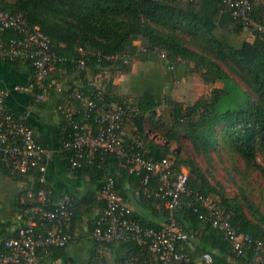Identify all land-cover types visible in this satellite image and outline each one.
<instances>
[{
  "label": "trees",
  "instance_id": "obj_1",
  "mask_svg": "<svg viewBox=\"0 0 264 264\" xmlns=\"http://www.w3.org/2000/svg\"><path fill=\"white\" fill-rule=\"evenodd\" d=\"M0 8L22 14L30 24L39 26L50 36L54 48L62 57L56 70L59 74L74 75L87 82L86 71L78 69V47L89 53V68L98 67L100 71L112 65L129 69L131 64L124 63V54L130 55L132 60L143 54L160 57L155 53L156 49L168 54L165 61L170 67L172 65L171 68L180 63L187 64L203 82L210 85V90L187 104L171 97L166 99L167 105L171 107L172 121L164 134L165 144L150 139L143 125L144 119L153 126L162 121L160 116L156 120L161 101L149 93L133 101L140 108L137 116L131 119L138 126L139 137L128 139L127 142L130 145L136 140L141 141L146 156L153 160L172 159L176 174L183 167L187 168L189 185L194 193L219 201L226 219L240 232L264 243V213L246 198L249 207L247 212L242 200L226 196L195 159L185 158L171 147L173 141L180 142L181 134H186L197 154L210 159L211 151L226 149L238 154L247 166L264 170V166L258 162L259 155L264 160V40L254 36V41H245L240 47L233 46V34L245 32L221 4V0H0ZM16 36L17 33L10 30L4 38ZM137 40H141L146 51H142L140 45L135 43ZM2 60L18 68L28 66L30 76L33 78L35 75L30 60ZM217 60L229 66L250 92L233 80ZM219 81L228 82V85L216 86ZM102 86L106 102L127 100L116 94L115 86L110 82L106 84L104 78ZM73 88L87 90L89 87L73 86L65 89V92L69 93ZM38 92L35 90L34 95ZM63 119L62 143L68 139L71 130ZM62 154L70 167L69 158L73 152L64 149ZM125 161L124 157L108 155L102 167L96 161L73 168L78 175L87 177L97 185L96 191L82 198L72 194L75 197L73 224L83 206L88 207L97 202L102 204L98 192L109 172L116 178V188L121 195L128 197L126 183H131L139 191L143 206L153 212L159 211L163 221L167 220L169 211L163 202L158 198L143 196V173H130L122 165ZM0 166L9 172L5 165L0 163ZM38 176L34 172L35 191L40 187ZM152 186H155V180ZM58 198L55 192L54 201ZM188 199L186 197L184 201ZM184 203L174 215L188 235V239L178 242V247L191 259L180 264H206L203 260L205 253L213 257L210 264H263L262 260L256 259L255 242H246L243 252L238 253L224 232L200 217V206L197 211L194 206ZM35 205L36 202L31 199L29 215ZM132 216L146 227L159 229L162 226L136 210ZM4 240H0L1 245ZM125 242L132 248L129 256L141 254L142 248L135 241ZM65 247H53L48 256L52 251ZM40 254L45 255L42 252ZM152 256L149 248L145 247V257Z\"/></svg>",
  "mask_w": 264,
  "mask_h": 264
},
{
  "label": "built area",
  "instance_id": "obj_2",
  "mask_svg": "<svg viewBox=\"0 0 264 264\" xmlns=\"http://www.w3.org/2000/svg\"><path fill=\"white\" fill-rule=\"evenodd\" d=\"M191 2L193 0H178ZM232 17L241 25L244 32L264 40V0H221ZM16 37L4 38L8 31ZM142 51L147 49L142 46ZM80 54L78 69L88 74L89 53L78 47ZM163 60L168 54L155 50ZM115 58L117 57L114 56ZM0 58L30 60L34 77L25 84L12 87L0 83V163L15 176L39 174L37 191L31 189L28 196L36 202L27 223L15 236L6 238L0 244V264H38L40 252L48 255L53 247L67 246L73 240V205L75 197L63 194L54 201L55 190L46 177V146L38 141L32 125L27 119L15 115L7 107V97L11 91L35 93L37 100H47L50 94H63V102L56 105L69 128L68 139L63 150L72 151L69 161L71 168L83 163L102 167L108 155L124 157L122 164L130 173L142 174L144 197L161 200L169 211V216L161 228L146 227L135 219L134 208L128 197L121 195L116 188V178L110 172L105 175L98 199L103 209L96 218L92 238L96 244V264H109L106 249L119 241H135L141 246V254L126 257L123 264H180L189 262L190 256L181 251L178 242L188 239L187 233L178 223L174 213L186 202L195 210H202L200 217L211 222L213 227L224 232L238 253L243 252L246 242L256 243V259L264 264V243L254 240L239 231L224 215L219 201L211 200L200 193H194L189 185V170L183 167L178 174L172 159L153 160L146 156L142 142L128 144L126 123L140 112L138 105L127 99L121 102H106L103 91V74L97 76L98 85L87 90L73 88L65 93L66 85L57 80L54 73L62 60L54 48L52 39L39 26L32 25L22 14H14L0 8ZM124 63L131 64L130 55L124 54ZM172 67V65H171ZM155 180V186L152 181ZM189 197L187 201L184 198ZM145 247L153 255L145 257ZM203 260L210 264L213 257L205 253Z\"/></svg>",
  "mask_w": 264,
  "mask_h": 264
},
{
  "label": "crops",
  "instance_id": "obj_3",
  "mask_svg": "<svg viewBox=\"0 0 264 264\" xmlns=\"http://www.w3.org/2000/svg\"><path fill=\"white\" fill-rule=\"evenodd\" d=\"M137 42L136 44H141V40ZM99 74L104 75L106 84L110 82L115 86V93L121 97L137 100L149 93L161 101V107L167 106V98L194 102L200 95L210 90V85L203 82L187 64L180 63L171 68L161 57L145 54L135 56L129 69L118 65L105 67L102 71L98 67L89 68L87 82L74 75L67 76L58 72L54 73V77L65 81L67 89L73 86L91 88L98 85L96 79ZM31 79L28 66L18 68L0 59L2 85L12 87L15 84H25ZM61 99L63 94L60 93L50 94L47 100L39 101L34 94L11 91L6 103L15 115L27 119L34 128L38 141L46 146L48 150L46 177L49 185L55 190L56 197L73 194L82 198L96 191L97 185L87 177L78 175L71 166H68L62 154L64 119L56 109ZM143 125L150 139L161 144L166 143L154 138L158 133L156 126L145 119ZM125 131L129 140L139 137L138 126L134 120L126 123ZM33 181V176L17 177L0 166V240L15 236L18 230L26 225L29 216L28 205L31 201L28 192L33 189ZM126 189L134 210L155 222L161 224L164 222L159 211L153 212L143 206L139 191L131 183H126ZM102 209V204L98 202L88 207L83 206L72 227L73 240L65 248L52 251L49 256L39 254L38 264H96V244L92 238V231ZM131 251V246L126 242H115L106 249L107 260L109 264H123Z\"/></svg>",
  "mask_w": 264,
  "mask_h": 264
},
{
  "label": "rangeland",
  "instance_id": "obj_4",
  "mask_svg": "<svg viewBox=\"0 0 264 264\" xmlns=\"http://www.w3.org/2000/svg\"><path fill=\"white\" fill-rule=\"evenodd\" d=\"M232 38V45L236 47H240L245 41H254L255 39L254 35L247 32L235 33ZM135 43L138 42L136 41ZM139 45L140 48L143 46L142 44ZM189 46L194 48L192 44H189ZM217 61L231 75L233 80L250 92L249 88L245 86L229 66L222 61ZM215 85L227 86L228 82L219 81ZM183 102L185 104L189 103L186 101ZM171 113V107L168 105L163 107L159 106L158 108L156 120L161 117L162 121L156 124V131L158 133L154 138L159 142H166L164 134L171 124ZM161 114L163 115L161 116ZM171 146L173 150H177L183 157L195 159L211 181L223 189L226 196L240 198L247 212H249V207L246 198L252 201L264 213V170L262 168L247 166L238 154L229 152L226 149L211 151V157L208 159V157L195 152L186 134H181L180 142L173 141ZM258 162L261 166H264L262 155L258 156Z\"/></svg>",
  "mask_w": 264,
  "mask_h": 264
}]
</instances>
